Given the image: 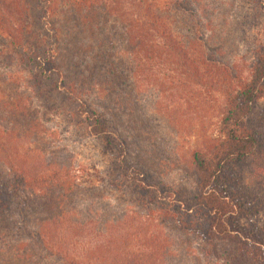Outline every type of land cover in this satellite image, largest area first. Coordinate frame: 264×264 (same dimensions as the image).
Returning a JSON list of instances; mask_svg holds the SVG:
<instances>
[{
	"label": "trees",
	"instance_id": "obj_1",
	"mask_svg": "<svg viewBox=\"0 0 264 264\" xmlns=\"http://www.w3.org/2000/svg\"><path fill=\"white\" fill-rule=\"evenodd\" d=\"M0 264H264V0H0Z\"/></svg>",
	"mask_w": 264,
	"mask_h": 264
},
{
	"label": "rangeland",
	"instance_id": "obj_2",
	"mask_svg": "<svg viewBox=\"0 0 264 264\" xmlns=\"http://www.w3.org/2000/svg\"><path fill=\"white\" fill-rule=\"evenodd\" d=\"M141 91H143L141 99L147 102L146 106L149 107L151 103L145 99L150 96V93L145 90ZM157 115L158 120L155 122L151 121L152 118L147 121L145 117L140 116L138 127L133 128L138 155L143 154L161 172L168 173V176L176 180H181L187 176V152L195 140L199 126L198 119L192 110L189 111L188 116L183 117L181 114L180 116L176 113L166 114L163 111Z\"/></svg>",
	"mask_w": 264,
	"mask_h": 264
}]
</instances>
